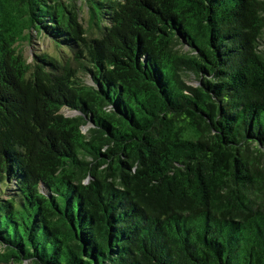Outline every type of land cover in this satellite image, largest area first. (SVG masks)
<instances>
[{
	"label": "trees",
	"instance_id": "16d2710c",
	"mask_svg": "<svg viewBox=\"0 0 264 264\" xmlns=\"http://www.w3.org/2000/svg\"><path fill=\"white\" fill-rule=\"evenodd\" d=\"M80 1L0 0V264H264V0Z\"/></svg>",
	"mask_w": 264,
	"mask_h": 264
},
{
	"label": "rangeland",
	"instance_id": "374dc122",
	"mask_svg": "<svg viewBox=\"0 0 264 264\" xmlns=\"http://www.w3.org/2000/svg\"><path fill=\"white\" fill-rule=\"evenodd\" d=\"M63 2L69 4V3H74L78 7H82L83 11L80 15V20L82 24L86 27V21L88 20V12H87V7L83 5V2L78 0V1H71V0H62ZM20 49L23 51L25 56L29 58V60H32L34 56H39L45 53L53 54V55H58L59 52L57 48L54 46L53 42L46 37L45 35L38 36L37 33H34L32 36V39L28 42L22 43ZM258 51L264 55V36L263 38L259 41V48ZM84 81H86L89 84H92L91 80L89 77H84ZM187 81L190 85L197 86L199 84L198 80L196 79L195 76L190 75L187 78ZM63 113L66 115H74L73 112L69 110H63ZM87 128H84V131L86 132ZM1 250V247H0Z\"/></svg>",
	"mask_w": 264,
	"mask_h": 264
}]
</instances>
